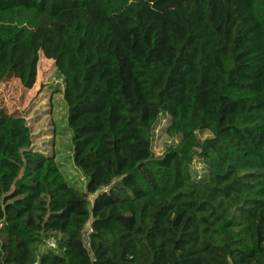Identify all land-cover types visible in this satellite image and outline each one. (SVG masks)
<instances>
[{"label":"trees","instance_id":"obj_1","mask_svg":"<svg viewBox=\"0 0 264 264\" xmlns=\"http://www.w3.org/2000/svg\"><path fill=\"white\" fill-rule=\"evenodd\" d=\"M15 35L7 76L54 62L86 184L0 110V264H264V0H0Z\"/></svg>","mask_w":264,"mask_h":264},{"label":"rangeland","instance_id":"obj_2","mask_svg":"<svg viewBox=\"0 0 264 264\" xmlns=\"http://www.w3.org/2000/svg\"><path fill=\"white\" fill-rule=\"evenodd\" d=\"M18 45L15 35L9 47L0 53V110L24 118L31 131L32 150L54 157L66 182L83 191L86 179L73 163L72 132L68 125L67 105L63 99V80L54 62L42 55L37 63L35 84L30 90L24 89L19 80L8 77L12 50ZM168 124V118L161 116L153 129L152 151L155 156L162 155L166 147L177 142L176 138L167 135ZM192 169L196 178L202 177L204 170L198 159L194 160ZM88 200L92 201V197Z\"/></svg>","mask_w":264,"mask_h":264},{"label":"built area","instance_id":"obj_3","mask_svg":"<svg viewBox=\"0 0 264 264\" xmlns=\"http://www.w3.org/2000/svg\"><path fill=\"white\" fill-rule=\"evenodd\" d=\"M102 191H107V189L106 188H102L99 192H102ZM89 197H93V196H89ZM2 226H3V224H2V222H0V229L2 228ZM91 233H92V228L90 227V225H88L87 226V230L85 231V234H84L85 243L87 245L89 244V235ZM41 247H42L41 251L44 250V249L55 250L56 247H57L56 238L54 236H49V237L44 238L40 248Z\"/></svg>","mask_w":264,"mask_h":264}]
</instances>
